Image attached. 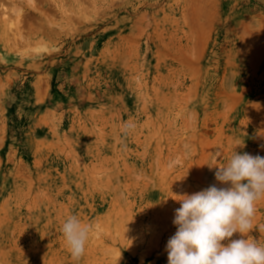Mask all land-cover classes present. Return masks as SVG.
Masks as SVG:
<instances>
[{
  "label": "rangeland",
  "instance_id": "rangeland-1",
  "mask_svg": "<svg viewBox=\"0 0 264 264\" xmlns=\"http://www.w3.org/2000/svg\"><path fill=\"white\" fill-rule=\"evenodd\" d=\"M234 150L264 157V0H0V264H168Z\"/></svg>",
  "mask_w": 264,
  "mask_h": 264
},
{
  "label": "clouds",
  "instance_id": "clouds-1",
  "mask_svg": "<svg viewBox=\"0 0 264 264\" xmlns=\"http://www.w3.org/2000/svg\"><path fill=\"white\" fill-rule=\"evenodd\" d=\"M134 129L135 124L126 121L121 132L128 136ZM238 146L242 148L244 143ZM221 156L217 152L215 159L219 161ZM209 168L216 169L215 179L225 187L214 184L190 195L173 193L172 199L180 207L173 219L177 231L166 245L168 264H264V243L244 238L254 229L256 204L264 198V157L234 150L225 164ZM60 231L71 258L79 261L92 227L70 215ZM235 233L241 238L230 239Z\"/></svg>",
  "mask_w": 264,
  "mask_h": 264
}]
</instances>
